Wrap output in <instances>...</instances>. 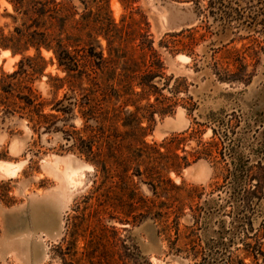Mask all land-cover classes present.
Here are the masks:
<instances>
[{
    "label": "rangeland",
    "instance_id": "1",
    "mask_svg": "<svg viewBox=\"0 0 264 264\" xmlns=\"http://www.w3.org/2000/svg\"><path fill=\"white\" fill-rule=\"evenodd\" d=\"M108 5L116 22L152 37L162 61L158 94L137 103L150 147L136 151L137 166L121 148L132 169L119 182L116 164L104 175L61 133L0 108V264H264V0ZM11 11L0 0V25L11 27ZM42 56L33 87L51 99L46 74L64 72L51 52ZM19 59L0 51V73Z\"/></svg>",
    "mask_w": 264,
    "mask_h": 264
},
{
    "label": "trees",
    "instance_id": "2",
    "mask_svg": "<svg viewBox=\"0 0 264 264\" xmlns=\"http://www.w3.org/2000/svg\"><path fill=\"white\" fill-rule=\"evenodd\" d=\"M5 1L12 9L4 13L11 27L0 25V51L19 54L20 59L12 72L0 73L4 114L26 117L34 131L41 128L46 133H61L68 150L83 156L104 175L114 163L118 181L122 176L129 180L127 173L132 168L128 162L132 160L137 166L136 151L144 155L150 147L144 141L146 133L137 131V103L158 94L157 83L162 78V61L152 37L138 25L136 28L135 22H116L108 0ZM159 46L182 51L164 40ZM43 49L53 54L57 68L64 72V76L46 74L51 99L43 98L33 87L48 64ZM63 88V95L56 97ZM156 112L170 113V106ZM76 117L81 118L80 127L70 122ZM118 120L128 126L124 132L115 126ZM58 122L63 125L57 126ZM121 148L127 154L134 151L130 161L120 159ZM121 167L123 172L118 174ZM132 175L140 173L135 170ZM108 201L104 199L106 205ZM116 205L110 207L117 210Z\"/></svg>",
    "mask_w": 264,
    "mask_h": 264
},
{
    "label": "flooded vegetation",
    "instance_id": "3",
    "mask_svg": "<svg viewBox=\"0 0 264 264\" xmlns=\"http://www.w3.org/2000/svg\"><path fill=\"white\" fill-rule=\"evenodd\" d=\"M244 167H246V163L244 164ZM245 182H246V176H245ZM233 185H234V184H231L232 187H233ZM244 186L246 187V183H244ZM233 190H234V189H233ZM244 190H245V188H244ZM231 196H232V198L234 197V191L231 192ZM242 219H243V218H242ZM239 220H240V218H238V220H234V222H233L234 225H235V226H234V229L236 228V229L239 230V228H240L241 225H243V224L245 225L246 222H244L243 220H240V221H239ZM237 222H238L239 224L236 226Z\"/></svg>",
    "mask_w": 264,
    "mask_h": 264
},
{
    "label": "bare ground",
    "instance_id": "4",
    "mask_svg": "<svg viewBox=\"0 0 264 264\" xmlns=\"http://www.w3.org/2000/svg\"><path fill=\"white\" fill-rule=\"evenodd\" d=\"M4 53H6V52H4Z\"/></svg>",
    "mask_w": 264,
    "mask_h": 264
}]
</instances>
